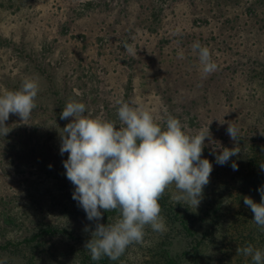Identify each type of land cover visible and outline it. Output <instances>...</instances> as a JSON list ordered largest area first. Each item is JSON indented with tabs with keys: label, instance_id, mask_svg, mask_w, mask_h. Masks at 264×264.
Here are the masks:
<instances>
[{
	"label": "rangeland",
	"instance_id": "374dc122",
	"mask_svg": "<svg viewBox=\"0 0 264 264\" xmlns=\"http://www.w3.org/2000/svg\"><path fill=\"white\" fill-rule=\"evenodd\" d=\"M196 41L217 65L211 74L192 51ZM125 43L135 55L125 52ZM25 78L38 83L36 107L26 121L10 114L9 132L0 134V264H94L84 260L91 238L84 229L94 231L96 222L72 198L63 166L68 154H60V134L72 119L60 118L66 103L82 102L85 115L117 127V101L133 100L161 126L171 114L190 135L209 127L217 144L205 140L202 158L213 171L204 189L211 188L198 208L191 206L200 209L229 173L232 157L217 164L218 148L239 152L244 143L264 140V0H0V94L18 90ZM228 122L239 130L237 142L227 134ZM168 191L173 197L175 186ZM117 217L103 213L100 223ZM165 226L163 232L146 226L143 242L111 263L195 264L184 256L191 240ZM45 227L73 238L28 243ZM227 228L232 264H247L250 256L235 252L240 234ZM222 249L220 243L204 250L200 264H227Z\"/></svg>",
	"mask_w": 264,
	"mask_h": 264
},
{
	"label": "clouds",
	"instance_id": "9594fccd",
	"mask_svg": "<svg viewBox=\"0 0 264 264\" xmlns=\"http://www.w3.org/2000/svg\"><path fill=\"white\" fill-rule=\"evenodd\" d=\"M198 54L204 74L216 71L209 48L199 41L191 45ZM125 52L135 55L134 47L125 43ZM183 58V53L178 54ZM38 83L25 78L18 90L0 94V134H8L6 121L10 114L22 121L30 119L36 107ZM115 121L85 115L86 105L70 99L60 115L72 118L60 134V154H68L63 161L66 177L74 186L73 199L86 213L89 221H95V230L84 248L93 261L103 256L116 261L132 244L143 242L146 226L153 231H165L164 218L160 215V198L171 186L176 194L172 199L186 202L198 208L203 189L209 183L212 163L202 158L205 140H212L209 127H201L190 135L181 120L169 114L161 126L152 112L136 101H117ZM227 134L237 142L239 130L228 122ZM216 163L223 166L236 156L235 148L220 146ZM264 169V163H260ZM233 170L238 166L233 163ZM261 200L243 197L245 206L254 215L253 222L264 230V186L258 189ZM103 210V211H102ZM118 212L115 222L100 223L104 212ZM111 221V217H108ZM237 255L250 256L253 264H264V251L248 245L238 246Z\"/></svg>",
	"mask_w": 264,
	"mask_h": 264
},
{
	"label": "trees",
	"instance_id": "16d2710c",
	"mask_svg": "<svg viewBox=\"0 0 264 264\" xmlns=\"http://www.w3.org/2000/svg\"><path fill=\"white\" fill-rule=\"evenodd\" d=\"M233 163L238 166V170H233ZM260 163H264V140L244 143V147L229 162V173L226 174L225 172L223 174L222 180L217 183L218 185L213 187V194L208 193L206 205L200 209H194L188 203H175L171 199L172 195L168 189L160 198V215L164 218L166 225L173 230L177 227L184 236L191 240L190 246L187 247L184 256H190L189 258L194 260L193 263L200 264L199 259L202 253H205L204 250L217 249L219 244L222 243L223 249L221 250V255L225 259V263L232 264L233 261L231 259L234 258L232 256L234 245L227 246L226 239L229 238L227 227L231 226L240 234V238L242 239L239 244L240 248L251 245L264 251V230H261L253 222L254 215L251 209L245 206L243 202V197L245 196L251 197L257 203L261 200L258 189L264 186V169L260 168ZM210 188L208 186L205 189ZM205 189H203V194ZM216 193L219 196L215 197ZM224 194H229L230 199L224 200ZM227 203L238 205L226 207ZM115 212L112 211V214H115ZM104 214H109V212H104ZM230 220L232 224L229 223ZM63 234L71 236L68 231L63 229L45 227L37 235L28 240V243L32 244L44 237L54 238ZM9 247H12V244L9 243L6 246V248ZM0 248L3 249L4 247L0 245ZM241 255L243 258L244 255ZM86 256L84 260L87 262L112 264L111 259L107 256H103L99 261H93L88 251ZM246 263L253 264L252 258L248 257ZM168 264L182 263L170 259L168 260Z\"/></svg>",
	"mask_w": 264,
	"mask_h": 264
}]
</instances>
